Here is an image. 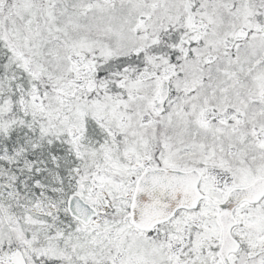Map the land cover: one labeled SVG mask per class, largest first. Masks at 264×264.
Wrapping results in <instances>:
<instances>
[{
  "label": "snow or ice",
  "instance_id": "snow-or-ice-1",
  "mask_svg": "<svg viewBox=\"0 0 264 264\" xmlns=\"http://www.w3.org/2000/svg\"><path fill=\"white\" fill-rule=\"evenodd\" d=\"M0 264H264V0H0Z\"/></svg>",
  "mask_w": 264,
  "mask_h": 264
}]
</instances>
